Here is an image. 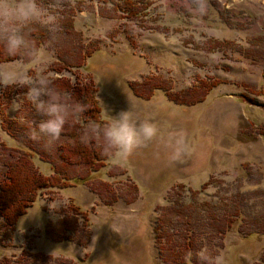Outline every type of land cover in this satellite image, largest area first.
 I'll return each instance as SVG.
<instances>
[{
	"label": "rangeland",
	"instance_id": "374dc122",
	"mask_svg": "<svg viewBox=\"0 0 264 264\" xmlns=\"http://www.w3.org/2000/svg\"><path fill=\"white\" fill-rule=\"evenodd\" d=\"M209 3L196 15L187 0H39L30 38L41 62L0 67L92 85L101 123L129 111L159 135L84 182L40 190L14 225L0 215V264H185L201 248L264 264V0ZM10 86H0V171L20 147L47 174L87 173L61 162L62 136L47 148L28 138L41 117L28 88ZM76 120L81 137L92 121Z\"/></svg>",
	"mask_w": 264,
	"mask_h": 264
},
{
	"label": "clouds",
	"instance_id": "9594fccd",
	"mask_svg": "<svg viewBox=\"0 0 264 264\" xmlns=\"http://www.w3.org/2000/svg\"><path fill=\"white\" fill-rule=\"evenodd\" d=\"M187 8L196 15L209 11V0H187ZM41 22L39 0H0V46L6 55L23 57L36 64L41 62L37 45L30 38L32 25ZM19 84L28 88L27 100L36 114L38 122L28 126L27 136L33 142H43L51 147L61 138L66 126L79 119L86 106L75 101L69 94L58 89L49 76L38 73L34 78H19L11 71L0 67V86ZM20 105L13 102V111ZM159 135V128L148 120L138 121L129 111H122L104 123H89L81 134V142L95 141L103 155L119 165L138 149L146 148ZM185 264H224L223 258L201 248L195 253H185Z\"/></svg>",
	"mask_w": 264,
	"mask_h": 264
},
{
	"label": "trees",
	"instance_id": "16d2710c",
	"mask_svg": "<svg viewBox=\"0 0 264 264\" xmlns=\"http://www.w3.org/2000/svg\"><path fill=\"white\" fill-rule=\"evenodd\" d=\"M37 45V44H36ZM1 60H11L23 57L6 55L0 46ZM55 85L71 98L86 106L84 115L92 123H101L100 107L93 98L94 88L89 84L71 82L65 76L53 78ZM153 88H161L153 81ZM11 86H5L9 90ZM3 94V92H2ZM81 124L73 120L62 133L63 142L59 146V156L64 164H80L87 169L84 175L71 174L57 165L50 164L51 172H43L35 162L33 154L24 148L12 147L9 158L4 161L0 171V215L6 223L14 225L20 216L25 214L36 200L40 190L51 187H67L86 181L95 171L105 166L110 157L102 154L101 149L94 142L82 143L79 137ZM43 161V160H42ZM44 162H47L44 160Z\"/></svg>",
	"mask_w": 264,
	"mask_h": 264
}]
</instances>
